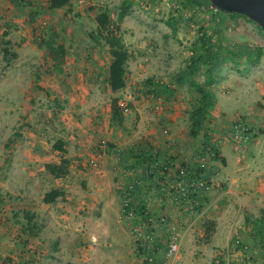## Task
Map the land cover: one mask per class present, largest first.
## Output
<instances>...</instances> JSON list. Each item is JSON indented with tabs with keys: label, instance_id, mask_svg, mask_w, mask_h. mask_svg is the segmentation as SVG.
<instances>
[{
	"label": "rangeland",
	"instance_id": "rangeland-1",
	"mask_svg": "<svg viewBox=\"0 0 264 264\" xmlns=\"http://www.w3.org/2000/svg\"><path fill=\"white\" fill-rule=\"evenodd\" d=\"M99 11H107L118 34L123 31L128 38L127 85L118 92L107 83L110 56L95 23ZM204 35L224 40L219 48L224 61L209 88L217 106L192 139L188 113L199 95L187 85L178 86L174 77L210 46ZM229 44L250 48L253 58L257 50L263 55L254 63L234 60ZM49 45L65 48L60 72L53 67ZM263 59L264 31L244 16L213 11L207 0H74L54 11L47 0H0V108L17 107L20 126L42 134L46 145L37 153L44 152L50 164L69 160L67 174L60 178L38 167L30 196L0 194V264H146L135 253V241L152 231L135 223L132 211L122 210L129 202L131 177L138 179L141 203L155 220L151 244L158 253L153 264L165 261L169 231L163 225L170 223L179 226L182 237L172 264H264V249L249 235L253 227L245 220L264 216V186L257 188L264 174ZM205 70L199 66L193 80L202 83ZM160 86L171 95L165 96ZM114 99L123 103L120 126L111 124ZM237 121L257 138L245 143L234 139ZM204 134L217 150H225L230 168L214 163L203 150ZM58 140L65 154L50 150ZM141 154L137 170L122 166ZM241 167L244 194L226 193L228 186L223 188L218 173ZM209 174L216 176L213 182ZM179 180L185 188L200 180L209 189L189 190L185 201L175 203L173 196L183 199L176 191ZM52 189L64 196L46 205L42 198ZM199 189L202 201L192 205ZM26 214L33 216L30 222ZM191 226V234H185ZM69 251L76 257L65 258Z\"/></svg>",
	"mask_w": 264,
	"mask_h": 264
},
{
	"label": "trees",
	"instance_id": "trees-1",
	"mask_svg": "<svg viewBox=\"0 0 264 264\" xmlns=\"http://www.w3.org/2000/svg\"><path fill=\"white\" fill-rule=\"evenodd\" d=\"M10 3L16 4L20 2V0H7ZM74 0H47V8L49 10H62L66 8L70 3ZM189 1H200V0H188ZM206 1V0H205ZM208 1V0H207ZM130 3H128L129 5ZM218 12V11H217ZM219 14H224L222 12H218ZM230 16H241L237 14H227ZM124 17V13L119 14L118 19L121 20ZM95 23L97 25V31L100 34L104 33L105 43L108 46L110 63L108 67V76L107 83L112 92H118L123 90L126 87L127 83V63L130 59V54L126 49L121 46V38L118 34L119 27L118 25L114 26L109 17L107 11H99V13L95 17ZM7 34H4L6 36ZM218 36V35H217ZM214 35V37H217ZM213 37V38H214ZM205 40L210 43L202 53L197 56L191 57L188 64L174 77V83L178 86L187 85L194 90L196 94L199 95V100L197 106L190 110L188 113V123H189V136L192 139H195L201 133L203 129L204 123L206 121L207 115L211 112V110L215 107V98L214 95L209 91V88L213 86L215 83V73L217 66L224 61L222 58L221 52H219V48L223 49V45H225L224 40L220 37L213 40V38L204 35ZM209 40V41H208ZM6 44L8 42H5ZM230 45V44H229ZM227 45V46H229ZM50 59L53 61L54 69H57L59 72L62 71L63 60L65 56V48L62 45H57L53 47V45L48 46ZM7 55V50L4 51ZM229 53L232 55L234 60H245L247 63H254V60H258L262 55V50H257L256 57L253 58L252 51L250 48L246 46H231L229 47ZM12 57L15 58V54H11ZM204 65L206 67L205 70V78L202 83H197L193 80V76L195 75L196 69L199 66ZM163 87V88H162ZM160 86L162 92L166 93L169 96V89L166 86ZM153 91V90H152ZM111 124L120 126L124 121V112L122 108L118 105L117 100L114 99L111 104ZM248 135V140H254L257 138L258 134L254 133L248 126H246ZM248 141V142H249ZM203 150H205L212 159L220 160V162L225 165V159L220 157L218 150L211 142L209 136L204 134L203 140L201 143ZM53 149L59 153L65 154L66 150L63 148V143L61 141H56L53 144ZM137 151V150H136ZM134 151V152H136ZM126 161L122 162V166L128 165L131 169L135 170L139 165V161L143 160L142 154L138 156L128 157ZM122 161L121 157L118 158ZM120 163V162H119ZM69 165V161L66 158H62L60 163L58 164H46L45 170L46 172L54 178H60L67 174V167ZM139 183L138 179L130 178L129 184L130 189L127 192L129 197V203L126 206H123V213H129V211L133 212L135 223L140 224L147 221L149 215L147 211L146 204L141 203L144 202L142 199L143 195L139 194L140 189L137 187ZM132 188V189H131ZM64 193L61 190L53 189L43 196L44 204L54 203L57 199L63 198ZM194 201L197 200L198 204L201 203V198L199 200L198 196H202V193H194L193 194ZM200 205V204H199ZM202 206L200 211L202 210ZM28 222L31 221V216L27 214ZM246 223L251 229L253 227V232H249L250 236L254 239V242L261 245L264 249V216L262 215L260 218L248 216L246 217ZM213 224H211L212 226ZM209 229V228H208Z\"/></svg>",
	"mask_w": 264,
	"mask_h": 264
},
{
	"label": "crops",
	"instance_id": "crops-1",
	"mask_svg": "<svg viewBox=\"0 0 264 264\" xmlns=\"http://www.w3.org/2000/svg\"><path fill=\"white\" fill-rule=\"evenodd\" d=\"M181 28H182L181 25H178V28L176 30V33L180 38L183 37L182 35L184 34L183 29ZM119 36L121 38V46L124 49H127V45H126L127 43L125 41L128 38L126 37V34L122 31V33H119ZM261 64L262 66H264V59L262 60ZM8 81H9L8 79L4 80L3 85H5ZM260 82L261 80H258L257 85H259ZM171 92L172 91H169L170 95ZM4 97L8 98L9 96L4 95ZM216 106L217 104H215V107ZM0 109H1L0 110V116H1L0 117V194L6 195L8 197L17 196V195L30 196L31 195L30 189L33 188L31 184L35 178L37 168L39 167L38 169L40 170V172L45 173L46 175L47 172L45 170V165L50 164L44 152L37 153L39 148L41 149L43 145H46L45 140H43L42 134L38 130H35V132H33L34 130H32L31 128L29 129L26 128L25 126H20L21 125L19 121L20 112H18L17 107L9 106L5 104V106L1 107ZM9 110H12L13 112L12 113L8 112V115H6L5 111H9ZM93 130L94 132H96L94 126H93ZM16 133H18V135ZM53 144L54 143L51 144V148H50L51 151H55L53 149ZM63 148L65 149V145L63 146ZM219 151L223 155L221 156L219 153L220 157H223L225 159L226 166L230 168L229 159L225 155V150L219 149L218 152ZM214 163H216V161ZM244 170L245 169L242 167L235 171H228L225 168L218 173L220 174L221 177L220 179L222 180V183H224L223 188H225V186L227 188L228 186L227 188L228 190H226V193H231L232 195L244 194L243 192L244 184L246 182V178H245L246 176L244 175L243 172ZM263 173L264 170H262V174ZM48 176L51 175L48 174ZM208 176L209 178H211V181L213 180L214 177L216 178V176H212L211 174H209ZM257 182L259 183V185L257 186L258 189L259 187L264 186V174L263 177L258 178ZM213 185L217 186L218 182H215ZM202 191L203 190L199 189L197 193H202ZM248 192H250V190ZM201 197L202 196H198L199 200ZM197 204L198 201L195 200V205ZM192 205H194V201ZM169 214L170 213H166L164 216L167 218L169 217ZM32 218L33 216H31V219ZM191 232H192V226L188 227L185 234L190 235ZM155 234H156V229H155ZM71 257H76V256L72 255V251H69V254L65 255V258L71 259Z\"/></svg>",
	"mask_w": 264,
	"mask_h": 264
},
{
	"label": "built area",
	"instance_id": "built-area-1",
	"mask_svg": "<svg viewBox=\"0 0 264 264\" xmlns=\"http://www.w3.org/2000/svg\"><path fill=\"white\" fill-rule=\"evenodd\" d=\"M213 11L217 12L216 10L213 9ZM219 12V11H218ZM121 107L123 106V103L119 104ZM247 128L246 125L242 121H237L233 127V137L234 139L240 141V142H248V135L246 134ZM150 174L153 173V171H149ZM177 192L180 193L183 196V199L180 200L179 197L173 196L171 199L175 203H179L180 201H185L186 198L189 196V190L194 191L197 188H201L204 190H208L206 183L200 180H192L189 184L188 188H185L181 181H177ZM129 201V200H128ZM192 203L194 200H191ZM129 202H126L124 206L128 205ZM195 205V201H194ZM162 224H164L165 219L162 218L160 220ZM155 220L149 216L147 221L144 222L145 227L147 230L152 231L149 235H146L144 239L136 240L135 243L137 244L138 247H136L135 253L139 257L144 256V261L146 264H153L156 256V251L153 249L152 246V236L154 235V225ZM164 226L167 227V230L169 231V236L167 237L166 241V251L164 254L165 261L162 262V264H172L174 260H176L179 257L180 254V247H181V242H182V237L180 234V229L179 226L176 223H170V224H165ZM139 241V242H138Z\"/></svg>",
	"mask_w": 264,
	"mask_h": 264
},
{
	"label": "water",
	"instance_id": "water-1",
	"mask_svg": "<svg viewBox=\"0 0 264 264\" xmlns=\"http://www.w3.org/2000/svg\"><path fill=\"white\" fill-rule=\"evenodd\" d=\"M210 8L244 16L264 31V0H208Z\"/></svg>",
	"mask_w": 264,
	"mask_h": 264
}]
</instances>
